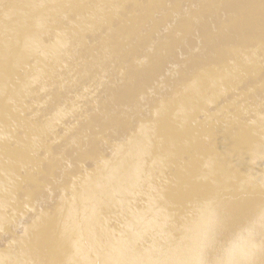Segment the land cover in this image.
Instances as JSON below:
<instances>
[{"label": "water", "instance_id": "water-1", "mask_svg": "<svg viewBox=\"0 0 264 264\" xmlns=\"http://www.w3.org/2000/svg\"><path fill=\"white\" fill-rule=\"evenodd\" d=\"M0 264H264V0H0Z\"/></svg>", "mask_w": 264, "mask_h": 264}]
</instances>
